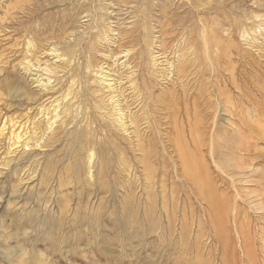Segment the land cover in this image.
Masks as SVG:
<instances>
[{
	"label": "rangeland",
	"instance_id": "1",
	"mask_svg": "<svg viewBox=\"0 0 264 264\" xmlns=\"http://www.w3.org/2000/svg\"><path fill=\"white\" fill-rule=\"evenodd\" d=\"M14 1L15 2L17 1L19 7L20 6L25 7V11H23V15L20 14L23 19L21 26H6L5 29H3V26L0 27L1 30L0 44H2L0 46L1 49L0 51L2 52V53L0 52V54H2L0 55V71H1L0 95H2L0 96L1 97L0 98V128L2 129V135L0 136V153L5 152L9 147V145L11 144V141H13L12 139L9 140L10 132L14 131L15 133H17L19 128H20L19 132L26 135L25 138L27 137V139L30 140V143L32 140L33 144L31 143L32 146H30L29 144L30 151L29 150L28 151L30 153L29 152L27 153V150L24 151L25 154L22 156V159L17 160V162L12 163L11 165L8 164L6 165V161L0 164V264H201V263L208 264L209 261H210L209 264H220L221 262L219 259L220 257L219 255L223 254V252L220 250L223 249L225 243L227 244L228 248L224 256L226 257L224 264H235V262L232 260L233 256L232 254H230L231 253L230 250L232 248H234L238 252V258H240L236 260V264L245 263L242 254L239 253L240 248L236 246L237 244L236 234L239 233L237 232L238 229L237 227L239 226H237L238 225L237 223L234 224L236 217L234 215L235 214L234 206L237 203L238 206L242 207L245 213L247 214V217H245L244 220L246 221V224H249L250 226L249 229H247L248 232L250 233V236L255 235L252 237L256 238L255 232H257V227L261 225V221L257 220L256 215L252 213V210H250L246 206V203L240 201L238 198H235L234 201L231 200L234 199L233 196L234 191L230 187L229 185L230 183H228L229 182L228 180L230 179L227 178V176L224 173H220L218 169H215L216 167H214L215 166L214 163H212L210 159H207L209 158L208 156H206V162L209 165V172H210V174L208 173V177L210 180L208 184L211 187H215L217 189L216 191L218 192L220 191L219 193H223L225 195V199L228 204L227 205L228 207L231 204L229 207L230 210L228 207L227 209L225 208L223 211L219 210L220 214L222 213L221 215L226 214L227 217L222 216V219L224 220H221V226L212 229H211V225L209 223H206L205 219L203 218V216L207 217V215L204 213L203 210L204 205H201V203L199 202V195L197 194V192H193L194 189L192 188H189V190L188 188L186 189L185 183L182 180L180 181L179 179L180 176L176 175L174 171L172 172L171 168L173 162L172 163L169 162L167 158H166L167 160L166 159L164 160L165 162L166 161L169 162V163L166 162V164L164 163L165 167L168 164L167 165L168 167L166 168L163 166V163L161 162L162 161L161 157L159 158L152 157L150 158V160H146L145 163L149 166V169L152 168L150 171H151V176L153 178L152 188L150 190L147 189L146 176L148 172H146L145 169L141 168L142 166L140 167L141 164H139L140 160L138 159L140 155L136 150L134 151L135 148L130 145L132 141H135L133 135L131 134V138H129V136L126 133H123L122 130L115 128V125L111 126L110 124H108L109 121L107 120V118L105 119V117H107V113L110 111L111 107H105L106 108V110H104L105 112H103L102 110L105 109L104 107L101 108L102 111L100 110V108L98 109L96 108L97 103H99L98 102L99 99L97 98H105L107 92H105V90L102 89V86L100 84L96 83L98 81L95 76V72L97 71L95 66H94L95 70L93 69V67L89 69L90 72L85 70L80 71L78 69L77 60H75L74 63H72L69 66L68 71L64 73L63 79L61 78L60 81L58 80L61 76V74L59 73L57 75H53V74H46L45 76L43 75L42 77L49 78V82H50L49 88L57 84L56 82L58 80L59 83L56 85V91L55 92L48 91L49 94L47 92L43 93L44 95L42 94L43 97L40 98L39 101H37L35 104L30 105L25 100H19V98L16 97V94L19 95L20 87L33 89L31 84H29L30 82L26 79L23 80L22 75L18 73L20 72V68H18V64L22 62L25 63L27 60H29V58H31L30 53L32 47H30V43H32L31 45H34L36 47L37 46L39 48L45 47L47 49V44L51 42L48 45V49H50V47L55 48L58 52L57 54L63 52L61 46L59 45H57L58 47L56 46L57 43L55 42V39L56 37H58L59 34L61 35V33L65 29L64 27H66V26H62L63 22L64 23L67 22L66 24H69L70 21L74 20V18L72 19L70 18L71 20L67 19L70 16L73 17L77 15V18L86 16L87 21H90L88 22L89 25L86 24L88 25L85 28L86 32L84 29H81L80 26H76L77 28L75 26L74 28L73 26L68 27L70 30H73L71 31L70 36L68 38L69 40L67 39V42L70 45H72V50L75 51L73 53L74 58L76 57L79 58L80 56L88 55L87 46L89 45L90 47V45H92V38L93 40H95L94 43H96L97 40H98L97 43H99L106 38V35L107 36L109 35L110 33L109 31L111 29H116V33L117 32L119 33L120 31L127 32L130 30V27L131 28L134 27L132 29L133 31V34L131 36L132 41L126 43L124 38H126L127 36L125 37L122 36L123 38L120 40V46L118 48L115 47L111 48L113 50L112 54H115L116 52L118 53L116 55H121L122 58L124 57L123 59L129 60L130 57L131 56L133 57V55L136 52L141 53V60L139 61V63L142 62L140 63L142 69L134 73V76L137 77L138 86H141L142 83L146 84L148 82L147 87L148 90L151 92V95L155 97L154 94L155 95L157 94L156 98H158L161 97L160 94L161 92L163 96V100L164 98H166L165 101L167 100L166 103L173 102L172 100H174L173 103H176L179 100V102H177L179 105L176 103L173 106V109L176 113L173 110L172 111L175 116L172 115L170 117L171 120L173 119V121L177 117L176 123L178 128L176 129L178 130L182 129L181 132L182 133L184 132L183 134L189 144L191 140L189 136L190 126L194 122L199 123L200 116L202 118L200 124H198V128L199 125H201L202 127L206 126L209 128L206 130L208 131L211 130L212 128L220 127L221 129H223V131H221L223 134L222 142H225L227 141V137H224V134L227 131L226 135L228 136L229 135L228 133H230L229 131L231 128L230 125L229 124L227 125V123L225 122V119L227 118L229 113L223 114L224 110H222L221 107H223V109L225 108V110L230 109L228 110L229 112L234 111V108H232L233 107L232 103L236 101L234 104L236 103L240 104L245 112L249 110L248 111L250 113L249 118L252 119L253 117L254 120L250 119L252 123L249 127L245 126L247 129L246 128L244 129L243 125L241 126V122H239V120L235 119L234 122L236 123L235 126H239L240 130L242 128L241 131L243 132V134L242 132H240L241 137H244L245 135L248 134V140H247L249 142L247 146L248 152H246L247 154L243 155V157L245 158L248 157L247 161L249 162L251 161L250 164L252 168L258 169L257 171L258 174L255 176V182L250 187H252L253 189L257 188V190H260V192L263 193V199H264V187H263L264 186V141H263L264 140V0H170L171 2L170 1L165 2V0H161V2L163 3L162 5L159 4L160 0H138L139 10H141V14L137 12L138 9L137 11L134 9L133 12H131V10H128L127 7L122 6V4L116 6L117 4L115 3L114 8L111 7L112 9H110L111 10L110 12L112 13L111 15H109L108 12L105 10L108 5L105 4L108 3L106 0L105 2L104 0H89V1L88 0H71V1L70 0H63V1L62 0H55V1L54 0H34V1L14 0ZM14 1L13 4L15 3ZM108 1L111 2L112 0H108ZM118 1H125V0H118ZM126 1L127 3H129V6H131L132 0H126ZM28 2H31L32 5L31 3H29L28 5ZM112 2H116V0H113ZM182 3L186 6L182 5ZM65 4L68 5L66 6ZM78 5L80 7H78ZM167 5L170 7L165 9ZM44 6L45 8H43ZM86 7H89V11L88 8ZM69 8L71 10H69ZM160 8L161 10H159ZM35 10L36 12H34ZM57 11L59 12V14ZM27 12L29 13L27 14ZM12 14L15 13L13 12ZM64 15L65 17H63ZM109 16L111 18H109ZM49 17H51L52 19H48ZM58 17L59 19H57ZM62 18L64 19V21ZM160 18L161 20H159ZM162 19L166 21H162ZM152 20H154L155 22L157 20L158 22H156L155 24V22ZM76 21L81 22L80 20H76ZM111 21H113V23ZM45 22H47V24ZM160 22L162 23L160 24ZM72 23L73 22H71L70 24ZM53 24H55V26H52ZM159 24L160 25L163 24V26L171 25L170 28L171 27L173 28L171 29L173 30L174 33L180 32L181 34V32L184 31L182 32L183 35L187 34L185 36H187V38H190V40L191 39L193 40L192 45L193 48L194 47L195 48L194 49L192 48L189 51L190 54L187 57V60H189V62H187L186 64L189 66L188 69L190 70L192 69L193 72H196L197 74L195 73L189 75V77L187 76V78H185L187 82H185L183 79L185 83L184 82L180 83L174 80V78L172 79L171 75H169V78L171 79V83L169 78L168 80H164L165 82L164 81L161 82L164 79L163 67L165 65V62L163 56H158L159 58H157V61L160 64L159 65L160 68L158 67L156 69L152 65V63L154 62L152 56L154 55L155 51L154 50L152 51L150 49V45L152 44L151 42L154 39V37L157 36V30H160L158 29L159 27L156 28V26H160ZM48 26L51 29H49ZM94 26H97L96 30ZM47 27L49 30L46 29ZM15 28H17L16 31ZM174 28L176 31L174 30ZM190 28H192L193 30ZM52 30L55 31L53 32ZM166 31L169 34L170 31L169 30ZM194 31L196 32L197 36ZM43 32H45V34ZM55 33H56V37L54 35ZM86 33L88 34L86 35ZM41 34L43 35L39 36ZM141 35L142 37H140ZM44 37L45 38L47 37L45 39L46 42H44L45 41ZM39 38L40 39L42 38L41 39L42 41L39 40ZM7 39L11 41L8 43ZM2 41H4L5 43ZM104 43L105 41L102 42L101 46L102 45L103 47L107 46V44ZM134 44L137 47H135ZM203 44L205 46L207 45V47L209 46L208 51L211 50L209 53L210 55L211 53L212 55L213 53L217 54L216 61L218 65L214 64L213 66L214 69H212V65H213L212 62L209 63L207 61H204L205 56H209V55ZM14 45L16 48H14ZM152 45L156 49L157 46L154 43ZM133 47L135 48V50ZM107 48L106 51L108 52L110 49L107 50ZM120 49H123L125 51ZM144 50L146 52H144ZM6 51H10V53ZM120 51H122L123 54L124 53L128 54L127 57H125L126 55L125 54L123 55ZM150 53H152V55ZM170 53L172 54L170 55ZM170 53L168 55L165 54L166 58L173 60L174 53L173 52ZM24 56H26V58H24ZM193 57H195L194 59L196 61L194 63V66L196 65L195 67L192 66ZM96 58L97 59L99 58L98 54ZM20 59L22 62L20 61ZM148 59H150L151 61H148ZM80 61L83 62L82 59H80ZM201 61L205 67H203ZM51 62L52 61H49L50 64ZM136 63L139 64L138 61ZM82 64L84 65V62ZM53 65L51 66V68H53ZM111 66H113V69L118 68L117 66L114 67V65ZM198 66L200 67L198 68ZM209 66L211 67V69ZM203 68L205 71H203ZM196 70H198L199 72ZM208 70L209 71L213 70L212 71L213 73L211 71L209 72ZM84 71L85 73L83 74ZM214 72L215 74L217 72L218 73L215 75ZM207 73L208 74L211 73V75L209 76ZM160 75L162 76V78ZM141 78L144 79L142 80ZM157 78H158V83H157ZM159 78L161 80H159ZM196 78L198 81L196 80ZM198 78H200V80ZM202 78H204V80ZM194 79L196 80V83L198 82V84L194 83L195 82ZM209 79L212 80V82ZM213 80L215 81V83H213ZM86 81H88L87 84L92 89H95V91L94 94L88 93L87 97L83 98L81 95L83 91V85L85 84ZM190 81L191 83H189ZM205 81L206 82L208 81V84H206ZM162 83H164V85ZM71 84L73 85V87H71L72 86ZM170 84L172 87L170 86ZM179 84H181V86L184 84L183 86H185L184 87L185 91L183 89V86L181 87ZM201 84H202V88L200 87ZM27 85H29L30 87ZM189 85L190 86L192 85L191 86L192 89L190 88ZM210 85L212 86L209 87ZM150 86H152V88ZM203 87H205V90ZM64 88L67 89L65 90ZM162 88H163V92H162ZM167 88L169 90L175 89L173 90L175 92L170 90L173 93L172 94L169 90H167ZM148 90L146 91L148 92ZM16 91H18V93ZM193 92L195 93L194 94L195 96L192 95ZM73 94L75 96H72ZM163 94L165 96L170 95V97L169 96L165 97ZM196 94L200 95V96L198 95L199 98L197 97ZM206 96L208 100L207 98H205ZM54 97L55 99L57 98L58 100H60L59 103L62 101L61 103L63 104L64 102L70 101V103L68 102L67 103L70 107L69 111L72 113V117L71 115L67 116L70 112L68 113L66 112V114H64L65 116H67L65 117V120H67L68 118H72L73 122L75 121V119L76 121L74 125L72 124L73 122L71 121V119H69L70 121L67 120L69 122L67 121L65 122L63 118L64 116L63 114H62V118L61 116L58 117V119L56 118L58 121H60V122L56 121L57 123H59V125L56 122H54L53 125H51V128L54 129L53 131L54 134L56 130L59 132L58 134L56 132V135L58 136V140L51 142L48 141V139H46V137L49 135V133L45 130L47 127V125H45L46 117L44 116V114H42L43 116H41L38 110L43 108L44 109L43 113L48 112L47 113L48 117L54 114L52 108H50L49 106L50 105L49 102L54 100ZM62 97L64 99H62ZM156 98L154 100H156ZM180 98L181 99L183 98V100L185 99L184 100L185 106L181 105L183 103V100H181ZM195 99H196L195 109L199 107L200 109L202 108L201 110L199 108L196 109V111L194 110L193 102L195 101ZM228 100H230L231 103H229ZM61 103L60 105L58 104L59 105L58 107L55 106L56 107L55 112L57 114L58 113L61 114V111L63 110L61 109V105H62ZM136 104L134 105V107L136 108L133 107L132 111L137 115L139 114L138 117H140V120L143 121V122L141 121L142 129L146 131L145 133L147 135L146 137L147 139H145V141H148L149 139L151 143L153 142L158 149L160 147V141L163 143L165 142L164 144H166V147H169V143H166V138L165 137L163 138V136H161V133L166 131L167 135L171 136V139H173L174 137L173 134L175 133V131L172 125H170V123H168L167 120L164 119V115L160 116L159 113L161 112L158 111L159 108L156 107L153 108L152 106H150L156 104L154 103L152 104L151 102L150 105L148 106L149 108L143 106L142 103L139 104L136 103ZM197 105L199 106L197 107ZM200 105L202 107H200ZM250 105L254 106L255 110ZM137 107H142V108L140 109ZM209 107L210 109H208ZM94 108H96L97 110ZM84 109L87 111H85ZM186 109L189 111V113L187 112ZM211 109L213 111H210ZM155 110H157L156 113L154 112ZM83 112H86L85 113L86 117ZM200 112H203V116L202 113L200 114ZM80 113L82 114L80 115ZM185 113L186 115H184ZM215 114L216 116H214ZM39 115L41 117H39ZM83 115L84 117H82ZM102 115L104 117H102ZM155 115L156 117L158 116L159 117L156 118ZM196 115H198L199 117L198 116L196 117ZM246 115L247 113L245 114V116ZM81 117L85 119V120L83 119L84 120L83 122L82 120H80L81 122L79 121V119H82ZM181 117H182V122L180 121ZM90 118H92V120ZM221 118L223 119L225 118L224 121L223 119L220 120ZM185 119L190 120V122L188 120L186 121ZM202 119L203 120L205 119L204 121L206 124H208L210 120L212 121H210L211 123L206 125ZM206 119H208L209 121H207ZM216 119H217V123L215 122ZM245 119L247 120V116ZM77 120L78 123H81L80 125L77 123ZM106 120L108 122H106ZM150 120L153 124L150 122ZM212 123L213 125H211ZM19 124L22 126L20 127ZM33 124L34 127H36L35 128L36 130L32 126ZM107 124L111 127H109ZM143 124L145 127L143 126ZM147 124H149L148 127L146 126ZM28 125L29 126L31 125L30 126L31 128ZM65 125H68L70 128ZM78 126L79 128L82 129L85 127L84 131L85 134L88 135L87 140H89L88 143L90 144L87 145L86 150L83 153V158L76 156V150L78 148V142H77L78 138L72 134L64 133L66 132V130L72 131L76 129V127ZM150 126L152 127V129ZM158 126L160 127V129L161 128L163 130L165 129V131H163L162 129L159 131ZM38 128L40 130H38ZM71 128L72 130H70ZM88 128L91 130H89ZM257 128L260 129L262 128V129L258 130ZM30 130H33L31 131L33 133H30ZM250 130L252 131L251 135L250 132H248ZM261 131L263 133V136L261 135L262 133L260 134ZM37 135L39 136V139ZM204 135H205L204 142L208 143L211 140L210 133L205 132ZM116 136L120 140L116 138ZM257 136L260 138H258ZM40 137H42L43 139L45 138L44 140H47V142ZM96 137L98 138V140ZM36 138L37 141L39 140L38 142L35 141ZM89 138L91 139V142ZM108 138L111 139V144L115 143L112 144L115 146L112 145L110 146V143L108 146V142H107ZM20 140H21L20 143L25 142L23 138H21ZM82 141H84V139H82ZM34 143L39 145V147L41 146L42 147L39 148ZM95 144H97V146ZM116 147L118 148L121 147L124 150L121 151V149H118ZM190 147L193 148L192 146ZM97 148L100 149L98 150ZM19 150L20 148L17 150V152L16 150H14V153L15 152L16 153L15 154L13 153L14 155L12 154L8 157H12V158L16 157L17 159L21 154ZM204 151L207 153L206 150ZM90 153L94 155L93 156L94 163L90 165L91 169L88 170V166L86 162L88 160L87 158ZM124 158L127 161L126 168H123L122 165V160ZM13 165H17V166L14 167ZM163 171L165 172L166 176H163L161 178ZM177 174H179V172ZM222 174L223 176H221ZM224 176L226 178H223ZM256 178H258V180ZM223 179L226 184L224 186H222V184L224 183L221 182ZM255 184L256 186H253ZM216 185L219 187H217ZM231 208L234 210H232ZM150 215L151 217H149ZM231 215L234 217V219ZM199 219H201L202 221ZM239 220L242 219L239 218ZM230 226L233 227L231 228ZM207 230L209 231V233H207L208 232ZM213 231L215 232L211 233ZM224 233L226 236L224 235ZM220 240L221 241L224 240V241L223 243L219 242L218 244V241ZM253 243L254 242H251L252 245ZM233 245L234 247H232ZM201 246L204 247V249H202ZM230 246L232 248H230ZM254 246H252L253 252L256 251V255L254 254V259L257 262L261 261L262 250L260 249L259 243H257L256 245L255 242ZM214 247L216 250L214 249ZM206 249L209 250L206 252ZM240 254L241 256H239ZM199 258L201 262H199ZM204 258L207 260V262L206 260H204Z\"/></svg>",
	"mask_w": 264,
	"mask_h": 264
},
{
	"label": "bare ground",
	"instance_id": "2",
	"mask_svg": "<svg viewBox=\"0 0 264 264\" xmlns=\"http://www.w3.org/2000/svg\"><path fill=\"white\" fill-rule=\"evenodd\" d=\"M13 1L14 0H0V27L1 26H3V29H5L6 28V26H21V24H22V22H23V19H22V17H21V15H23V11H25V7H19L18 6V3H17V1L13 4ZM21 1V0H20ZM34 1V0H33ZM55 1V0H54ZM63 1V0H62ZM71 1V0H70ZM89 1V0H88ZM108 3H105V4H108L107 5V7H106V11L108 12V14L109 15H111L112 13L110 12L111 10L110 9H112V8H114V4L116 3L117 5L116 6H118V5H121L122 4V6H124V7H127V9L128 10H131V12H133V10L135 9L136 11H137V9H138V13L139 14H141V10H139V3H138V0H132V4H131V6H129V3H127V1L125 2V1H118V0H116V2H110V1H108V0H106ZM170 0H165V2H169ZM104 2H105V0H104ZM171 2V1H170ZM22 3V2H21ZM29 3H31V2H28V5H29ZM66 3H68V2H66ZM149 3V2H148ZM38 4V3H37ZM97 4V3H96ZM95 4V5H96ZM100 4V3H99ZM154 4V3H153ZM159 4L160 5H162L163 3L161 2V0H160V2H159ZM166 4V3H165ZM168 4V3H167ZM19 5H20V3H19ZM31 5H32V3H31ZM35 5H36V3H35ZM45 5V4H44ZM66 5V4H65ZM68 5V4H67ZM66 5V6H67ZM72 5V4H71ZM94 5V6H95ZM104 5V4H103ZM159 5V6H160ZM182 5H184L183 3H182ZM187 5H189V4H187ZM25 6H26V4H25ZM77 6V5H76ZM83 6V5H82ZM81 6V7H82ZM109 6V7H108ZM184 6H186V5H184ZM27 7H29V6H27ZM78 7H80L79 5H78ZM77 7V8H78ZM112 7V8H111ZM168 7H170V6H168L167 5V7L165 8V9H167ZM172 7V6H171ZM174 7V6H173ZM43 8H45V6L43 7ZM66 8V7H65ZM86 8H88V11H89V7H86ZM105 8V7H104ZM147 8V7H146ZM185 8V7H184ZM41 9V8H40ZM98 9H100V8H98ZM121 9H123V8H121ZM126 9V8H125ZM186 9V8H185ZM32 10V9H31ZM34 10V9H33ZM46 10V9H45ZM63 10V9H62ZM69 10H71L70 8H69ZM93 10V9H92ZM104 10V9H103ZM159 10H161V8L159 9ZM178 10V9H177ZM29 11V10H28ZM67 11V10H66ZM79 11V10H78ZM95 11V10H94ZM116 11V10H115ZM119 11H120V9H119ZM163 11H164V9H163ZM179 11V10H178ZM14 12L15 14H12V13ZM34 12H36V10L34 11ZM33 12V13H34ZM58 12V11H57ZM56 12V13H57ZM64 12V11H63ZM71 12V11H70ZM73 12V11H72ZM81 12V11H80ZM105 12V11H104ZM129 12V11H128ZM29 12H27V14H28ZM30 13H32V12H30ZM68 13V12H67ZM158 13V12H157ZM163 13V12H162ZM192 13V12H191ZM21 14V15H20ZM58 14H59V12H58ZM80 14V13H79ZM85 14V13H84ZM89 14V13H88ZM159 14V13H158ZM161 14V13H160ZM32 15V14H31ZM66 15V14H65ZM65 15L63 16V17H65ZM72 15V14H71ZM82 15V14H81ZM97 15V14H96ZM131 15V14H130ZM178 15V14H177ZM187 15V14H186ZM33 16V15H32ZM34 16H36V15H34ZM39 16V15H38ZM45 16V15H44ZM51 16V15H50ZM57 16V15H56ZM59 16V15H58ZM70 16V15H69ZM154 16V15H153ZM25 17V16H24ZM43 17V16H42ZM100 17H102V16H100ZM158 17V16H157ZM27 18V17H26ZM29 18V17H28ZM67 18V17H66ZM72 19V18H74V20L73 21H70V23L71 22H73L72 24H66V23H64L63 22V25L62 26H66V27H62L63 29H64V31L61 33V35L59 36L58 35V37H56V33L54 34L55 35V37H56V39H55V42L57 43L56 44V46L57 45H59V46H61L62 47V50H63V52H61L60 54H57L58 52H57V50L55 49V48H51L50 47V49H48V45L51 43H49V44H47V49L44 47V48H39L38 46L36 47V46H34V45H31L32 43H30V47H32V49H31V53H30V56H31V58H29V60H27L25 63L24 62H22L21 61V59H20V61L22 62V63H19L18 64V68H20V72H18L19 74H21L22 75V77H23V80L24 79H26V80H28L30 83L29 84H31V86H32V88L33 89H35V90H33V89H29V88H24V87H20L19 88V95H17L16 94V97H18L19 98V100H25L27 103H29L30 105L31 104H35L37 101H39L40 100V98H42L43 97V93H45V92H47L48 93V91H52V92H55L56 91V85L59 83L58 82V80L60 81L61 80V78L63 79V75H64V73H66L67 71H68V68H69V66L72 64V63H74V61L75 60H77V64H78V69L80 70V71H82V70H85V71H88V72H90L89 71V69L90 68H92L93 67V69H94V66L96 67V69H97V71L95 72V76H96V78H97V81L98 82H96V83H98V84H100L101 86H102V89L103 90H105V92H107V95H105V98H97V99H99L98 100V102L99 103H97V105H96V108L98 109V108H100V110H101V108L102 107H111L110 108V111L107 113V117H105V119L107 118V120L109 121V123L108 124H110L111 126H113V125H115V128H117V129H120V130H122L123 131V133H126L128 136H129V138H131V134L133 135V138L135 139V141H132L131 143H134V144H131L130 143V145L132 146V147H134L135 149H134V151L136 150L137 152H138V154L140 155V157L138 158L139 160H140V162H139V164H141L140 165V167L141 168H143V169H145L146 170V172H148V174H147V176H146V183H147V189L148 190H150L151 188H152V184H153V178H152V176H151V169H149V166L145 163L146 162V160H150V158H152V157H161V162L163 163V166L165 167V165H164V163L166 164V162H168V161H164L166 158L169 160V162H173V165H172V168H171V170H172V172L174 171V173L176 174V175H179L180 176V181L182 180L184 183H185V187H186V189L188 188V190H189V188H192V189H194V191L193 192H197V194L199 195V202L201 203V205H204V207H203V210H204V213L207 215V217H205V216H203V218L205 219V221H206V223H209L210 225H211V229L212 228H215V227H220L221 226V220H224V219H222V216H224V217H227V215L226 214H224V215H221L220 214V212H219V210H221V211H223L225 208L227 209V202H226V199H225V195L223 194V193H219L218 191H216L217 189L215 188V187H211L209 184H208V182H210V180H209V177H208V173L210 174V172H209V165H208V163L206 162V156H208L209 158H207V159H210V161L212 162V163H214V167H216L215 169H218L219 170V172L220 173H224L226 176H227V178H229L230 180H228L229 182L228 183H230L229 185H230V187L233 189V191H234V199H231V200H235V198H238L240 201H242V202H244V203H246V206L250 209V210H252V213H254L255 215H256V218H257V220H259V221H261V225H259L258 227H257V232H255V234H256V238H254V237H252V236H255V235H252V236H250V233L248 232V230L247 229H249V224H246V221L244 220L245 219V217H247V214L245 213V211H244V209L242 208V207H239L238 206V204L236 203V205L234 206V209H235V222H234V224H238L237 226H239V227H237L238 229H237V232H239L238 234H236L237 236H236V241H237V244H236V246H238V248H240V250H239V253H241L242 254V257H243V260L245 261V263H243V264H264V199H263V193H261L260 192V190H257V188L256 189H253L252 187H250L254 182H255V176L258 174V169H253L252 168V166H251V164H250V162L249 161H247L248 160V157L247 158H245V157H243V155H246L247 153L246 152H248V134L247 135H245L244 137H241V135H240V132H242L241 130H242V128H241V130H240V128H239V126H235L236 125V123L234 122L235 121V119L236 120H239V122H241V126L243 125L244 126V129L246 128L245 126H247V127H249L250 125H251V123H252V119H253V117H252V119L251 118H249V116H250V113L248 112V111H244V109H243V107L240 105V104H238V103H236V104H234V103H232L233 104V107L232 108H234V111H231V112H229L228 110H230V109H227V110H225V108L223 109V107H221L222 108V110H224V113L223 114H228L229 113V115L227 116V118L225 119V122L227 123V125L229 124L230 125V133H228L229 135L227 136L226 135V133H227V131H226V133L224 134V137H227V141H225V142H222V138H223V134H222V132L221 131H223V129H221L220 127L219 128H212L211 130H208V131H206L207 129H209L208 127H206V126H201V125H199V128H198V124H200V122H201V116H200V118H199V123H193V124H191V126H190V129H189V136H190V144L188 143V141L186 140V138H185V136H184V132L182 133L181 132V130L182 129H176V128H178L177 127V123H176V118L174 119V121H173V119L171 120V117L170 116H172V115H174V113H173V111H174V109H173V106L177 103V102H179V100L176 102V103H173L174 102V100H172L173 102H168V103H166V101H165V99L166 98H164V100H163V96H162V93L160 92V94H161V97H158V98H156L157 97V94L155 95L154 94V96L155 97H153V95H151V92L148 90V87H147V83L145 84V83H142V85L141 86H138V81H137V77H135L134 76V73L136 72V71H138V70H141L142 69V67L140 66V63H142V62H140L139 63V61L141 60V53H139V52H136L134 55H133V57L131 56L130 57V59L129 60H126V59H123L122 58V56L121 55H116V54H118V53H116L115 52V54H112L113 53V50L111 49L112 47H115V48H118L119 46H120V40L123 38V37H125V36H127L126 38H124L125 39V41H126V43H129L130 41H132V38H131V36H132V34H133V31H132V29L134 28H131L130 26V30L129 31H127V32H117L116 33V29H111L109 32V35L107 36L106 35V38L105 39H103V41H105V43L107 44V46H104L103 47V45L101 46V44H102V42H99V43H97V41H96V43H94V41L95 40H93V38H92V45H90V47H89V45L87 46L88 48H87V50H88V55H83V56H80L79 58L78 57H76V58H74V56H73V53L75 52V51H73L72 50V45H70L68 42H67V39L69 38V36H70V33H71V31H73V30H70L68 27L69 26H73V28H74V26L76 27V26H80V28L81 29H84L85 30V32H86V26H88L89 24H88V22H90V21H87V17L86 16H82V17H78L77 18V15H75V16H70L69 18H67V19ZM109 18H111L110 16H109ZM155 18V17H154ZM159 18V17H158ZM38 19V18H37ZM40 19V18H39ZM44 19V18H43ZM48 19H52L51 17H49ZM57 19H59V17L57 18ZM63 19V18H62ZM70 19V20H71ZM93 19V18H92ZM119 19V18H118ZM150 19V18H149ZM157 19V18H156ZM42 20V19H41ZM76 20H80L81 22H78V21H76ZM109 20V19H108ZM158 20V19H157ZM156 20V22H158ZM159 20H161V18L159 19ZM169 20V19H168ZM14 21V22H13ZM38 21V20H37ZM43 21V20H42ZM41 21V22H42ZM56 21V20H55ZM63 21H64V19H63ZM97 21V20H96ZM152 21H154V20H152ZM162 21H166V20H164V19H162ZM25 22H27V21H25ZM48 22V21H47ZM47 22H45L46 24H47ZM58 22H60V21H58ZM103 22V21H102ZM109 22V21H108ZM112 23H113V21H111ZM127 22V21H126ZM125 22V23H126ZM155 22V21H154ZM156 22H155V24H156ZM183 22V21H182ZM33 23V22H32ZM44 23V22H43ZM49 23V22H48ZM62 23V22H61ZM132 23V22H131ZM139 23V22H138ZM162 22H160V24H161ZM169 23V22H168ZM86 24H88V25H86ZM128 24V23H127ZM159 24V25H160ZM165 24V23H164ZM34 25V24H33ZM37 25V24H36ZM40 25H41V23H40ZM196 25V24H195ZM199 25V24H198ZM38 26V25H37ZM43 26H45V25H43ZM52 26H55V24H53ZM93 26V25H92ZM98 26V25H97ZM97 26H94L95 27V30H96V28H97ZM107 26V25H106ZM114 26H115V24H114ZM128 26V25H127ZM161 26H163V24L162 25H160V26H156V28H158V29H160V30H157V36H155L154 37V41L152 40V44L154 43L157 47H156V49L154 48V46L151 44L150 45V49L153 51H155V53H154V55L152 56V59H153V63H152V65L154 66V68H160V64L158 63V61H157V58H159L158 56H163L164 58V62H165V65H164V69H163V71H164V75L163 74H161V75H163L164 77V79L161 81V82H163L164 80H168V78H169V75H171V78L173 79L174 78V80H176V81H178V82H180V83H183L184 81L185 82H187V80H185V78H187V76L189 77V75H192V74H195L196 72H193V70L191 71L190 69H188L189 68V66L186 64L187 62H189V60H187V57L189 56V51L193 48V45H192V39L190 40V38H187V36H185V35H187V34H185V35H183V33L182 32H184V31H182L181 32V34H180V32L179 33H174L173 32V28L171 29L170 28V26L168 25H166V26H163V27H161ZM189 26V25H188ZM191 26V25H190ZM25 27H27V26H25ZM36 27V26H35ZM49 27V26H48ZM48 27L46 28V29H48ZM179 27H180V25H179ZM178 27V28H179ZM187 27V26H186ZM196 27V26H195ZM11 28V27H10ZM20 28V27H19ZM43 28V27H42ZM71 28V27H70ZM72 28V29H73ZM77 28V27H76ZM80 28H79V30H80ZM91 28V27H90ZM119 28H120V26H119ZM194 28V27H193ZM198 28V27H197ZM2 29V28H1ZM16 29L17 28H15V31H16ZM49 29H51L50 27H49ZM48 29V30H49ZM56 29H57V27H56ZM60 29V28H59ZM58 29V30H59ZM88 29V28H87ZM110 29V28H109ZM185 29H187V28H185ZM190 29H192V28H190ZM13 30V29H12ZM78 30V29H77ZM76 30V31H77ZM166 30H169L170 32H169V34L167 33V31ZM174 30H175V28H174ZM184 30V29H183ZM193 30V29H192ZM196 30V29H195ZM1 31V30H0ZM5 31V30H4ZM14 31V32H15ZM46 31V30H45ZM53 31V30H52ZM55 31V30H54ZM53 31V32H54ZM62 31V30H61ZM89 31V30H88ZM91 31V30H90ZM176 31V30H175ZM188 31H189V29H188ZM187 31V32H188ZM199 31V30H198ZM8 32V31H7ZM21 32V31H20ZM28 32V31H27ZM48 32V31H47ZM50 32V31H49ZM57 32V31H56ZM60 32V31H59ZM102 32V31H101ZM190 32H192V31H190ZM195 32V31H194ZM1 33V32H0ZM9 33V32H8ZM16 33V32H15ZM37 33V32H36ZM40 33V32H39ZM44 34H45V32H43ZM51 33V32H50ZM49 33V34H50ZM91 33V32H90ZM199 33V32H198ZM4 34V33H3ZM30 34V33H29ZM32 34H34V33H32ZM48 34V33H47ZM73 34V33H72ZM88 33H86V35H87ZM102 34V33H101ZM193 34V33H192ZM195 34H196V32H195ZM213 34V33H212ZM211 34V35H212ZM2 35V34H1ZM5 35V34H4ZM6 35H7V33H6ZM9 35V34H8ZM11 35V34H10ZM43 34H41V35H39V36H42ZM155 35H156V33H155ZM33 36H35V35H33ZM77 36V35H76ZM93 36V35H92ZM123 36V37H122ZM154 36V35H153ZM196 36H197V34H196ZM7 37V36H6ZM24 37V36H23ZM32 37V36H31ZM30 37V38H31ZM140 37H142V35L140 36ZM21 38V37H20ZM43 38V37H42ZM41 38V39H42ZM47 38V37H46ZM45 37H44V40L46 39ZM71 38V37H70ZM85 38V37H84ZM214 38V37H213ZM9 39H10V37H9ZM27 39H28V37H27ZM40 38H39V40H41ZM99 39V38H98ZM1 40V39H0ZM16 40H17V38H16ZM16 40H15V42H16ZM20 40V39H19ZM22 40H24V39H22ZM31 40V39H30ZM35 40H36V38H35ZM43 40V41H44ZM69 40V39H68ZM172 40V41H171ZM6 41V40H5ZM7 41H8V43L11 41H9L8 39H7ZM26 41V40H25ZM34 41V40H33ZM38 41V40H37ZM42 41V40H41ZM51 41H54V40H51ZM72 41H73V39H72ZM78 41V40H77ZM2 42H4V41H2ZM44 42H46V40L44 41ZM79 42V41H78ZM77 42V43H78ZM138 42H139V40H138ZM199 42V41H198ZM5 43V42H4ZM3 43V44H4ZM28 43V44H29ZM96 44V45H94V44ZM104 43V44H105ZM213 43V42H212ZM21 44V43H20ZM71 44H73V43H71ZM88 44V43H87ZM205 44V43H204ZM203 44V45H204ZM2 44H0V46H1ZM12 45V44H11ZM16 45V44H15ZM15 45H14V48H16L15 47ZM41 45V44H40ZM82 45V44H81ZM130 45H131V43H130ZM135 45V44H134ZM138 45H139V43H138ZM23 46V45H22ZM141 46V45H140ZM149 46V45H148ZM205 46V45H204ZM8 47H9V45H8ZM18 47V46H17ZM58 47V46H57ZM56 47V48H57ZM107 47H109V48H107ZM135 47H137L136 45H135ZM143 47V46H142ZM213 47V46H212ZM4 48V47H3ZM6 48V47H5ZM78 48H79V46H78ZM77 48V49H78ZM81 48V47H80ZM85 48V47H84ZM106 48H107V50H109L108 52L106 51ZM134 48V47H133ZM149 48V47H148ZM195 48V47H194ZM193 48V49H194ZM205 48H206V51H207V53H208V55L209 56H205V60L204 61H207V62H209V63H211L212 62V64H210V65H212V69H214L213 68V66H214V64L216 65L217 64V54H214L213 53V55H212V53H211V55L209 54L210 53V51H208V49H209V46L207 47V45L205 46ZM11 49V48H10ZM21 49V48H20ZM149 49V50H150ZM203 49V48H202ZM1 50V49H0ZM5 50V49H4ZM16 50V49H15ZM75 50V49H74ZM83 50H86V49H83ZM120 50H123V49H120ZM130 50V49H129ZM134 50H135V48H134ZM196 50V49H195ZM204 50V49H203ZM12 51V50H11ZM60 51H61V48H60ZM123 51H125V50H123ZM140 51V50H139ZM1 52V51H0ZM6 52H9L10 53V51H6ZM18 52V51H17ZM30 52V51H29ZM87 52V51H86ZM118 52V51H117ZM121 53H122V51H120ZM127 52V51H126ZM129 52V51H128ZM131 52H133V51H131ZM130 52V53H131ZM142 52V51H141ZM144 52H146L145 50H144ZM151 52V51H150ZM170 52H173L174 53V59L173 60H170V59H168V58H166V55L165 54H169ZM215 52V51H214ZM2 53V52H1ZM80 53V52H79ZM78 53V54H79ZM83 53H84V51H83ZM82 53V54H83ZM204 53V52H203ZM7 54V53H6ZM5 54V55H6ZM19 54V53H18ZM97 54L99 55V58L97 59L96 57H97ZM123 54V53H122ZM125 54V53H124ZM123 54V55H124ZM144 54V53H143ZM151 55H152V53H150ZM172 53H170V55H171ZM0 55H2V54H0ZM9 55V54H8ZM17 55V54H16ZM22 55H24V54H22ZM27 55V54H26ZM126 56L125 57H127V55L128 54H125ZM203 55H205V54H203ZM202 55V56H203ZM3 56H4V54H3ZM10 56V55H9ZM21 56V55H20ZM148 56V55H147ZM197 57V56H196ZM24 58H26V56H24ZM48 59V60H46V59ZM84 58V59H83ZM147 58V57H146ZM151 58V57H150ZM190 58V57H189ZM195 57H193L192 59H193V64H192V66H194V63L196 62L195 61V59H194ZM22 59H23V57H22ZM80 59H82V61L84 62V65L82 64L83 62H81L80 61ZM144 59H145V57H144ZM2 60V59H1ZM6 60V59H5ZM4 60V61H5ZM9 60V59H8ZM159 60V59H158ZM200 60V59H199ZM11 61V60H10ZM49 61H52L51 62V64L49 63ZM138 61V63L139 64H137L136 62ZM147 61V60H146ZM148 61H151L150 59H148ZM162 61V60H161ZM190 61H191V59H190ZM6 62V61H5ZM160 62V61H159ZM198 62V61H197ZM200 62V61H199ZM216 62V63H215ZM53 63H54V65H53ZM57 63V64H56ZM17 64V63H16ZM114 65V67L115 66H117L118 68L115 70V69H113V66H111V65ZM196 64H198V63H196ZM200 64V63H199ZM201 64H202V61H201ZM200 64V65H201ZM53 65V68H51V66ZM104 65H106V66H104ZM143 65V64H142ZM144 65H146V64H144ZM150 65V64H149ZM203 65V64H202ZM218 65V64H217ZM14 66V65H13ZM104 66V67H103ZM161 66H163V65H161ZM191 66V67H192ZM196 66V65H195ZM194 66V67H195ZM12 67V66H11ZM16 67V66H15ZM200 66H198V68H199ZM203 67H205L204 65H203ZM210 67V66H209ZM17 68V67H16ZM84 68V69H83ZM145 68V67H144ZM162 68V67H161ZM193 68V67H192ZM202 68V67H201ZM15 69V68H14ZM210 69H211V67H210ZM225 69V68H224ZM12 70H13V68H12ZM19 70V69H18ZM95 70V69H94ZM188 70H190V71H188ZM5 71V70H4ZM10 71V70H9ZM14 71H16V70H14ZM85 71L83 72V74L85 73ZM159 71V70H158ZM196 71H198V70H196ZM202 71V70H201ZM203 71H205L204 70V68H203ZM209 71V70H208ZM207 71V72H208ZM211 71V70H210ZM209 71V72H210ZM213 71V70H212ZM211 71V72H212ZM3 72V71H2ZM149 72V71H148ZM199 72V71H198ZM0 73H1V71H0ZM4 73V72H3ZM61 74V76H60V78L57 80V84H55V85H53V86H51L50 88H49V78H47V77H42L43 75L45 76L46 74H53V75H57V74ZM69 73V72H68ZM94 73V72H93ZM93 73H91V74H93ZM144 73V72H143ZM152 73V72H151ZM166 73V74H165ZM205 73V72H204ZM213 73V72H212ZM218 73V72H217ZM216 73V74H217ZM150 74V73H149ZM159 74H160V72H159ZM197 74V73H196ZM208 74V73H207ZM214 74H215V72H214ZM213 74V75H214ZM215 74V75H216ZM145 75V74H144ZM147 75H148V73H147ZM154 75V74H153ZM160 75V76H161ZM200 75V74H199ZM209 76L211 75V73H209L208 74ZM212 75V76H213ZM18 76V75H17ZM16 76V77H17ZM146 76V75H145ZM196 76V75H195ZM205 76V75H204ZM149 77V76H148ZM151 77V76H150ZM194 77V76H193ZM202 77V76H201ZM214 77V76H213ZM212 77V78H213ZM217 77V76H216ZM215 77V78H216ZM19 78V77H18ZM51 78V77H50ZM53 78V77H52ZM57 78V77H56ZM161 78H162V76H161ZM207 78H208V76H207ZM210 78V77H209ZM229 78H230V76H229ZM232 78V77H231ZM10 79V78H9ZM20 79H22V78H20ZM87 79V78H86ZM142 80L144 79V78H141ZM183 79H184V81H183ZM189 79V78H188ZM193 79V78H192ZM199 80H200V78H198ZM203 80H204V78H202ZM214 79V78H213ZM6 80V79H5ZM8 80V79H7ZM55 80V79H54ZM53 80V81H54ZM71 80V79H70ZM140 80V79H139ZM159 80H161L160 78H159ZM169 80H170V83H171V79L169 78ZM195 80V79H194ZM196 80H197V78H196ZM196 80H195V82L194 83H196ZM207 80V79H206ZM210 80V79H209ZM208 80V81H209ZM27 81V82H28ZM198 81V80H197ZM208 81L206 82V84H208ZM211 82H212V80H210ZM231 81V80H230ZM233 81V80H232ZM69 82V81H68ZM87 82L88 81H86L85 82V84L83 85V91H82V97L83 98H85V97H87V94L88 93H91V94H94V91H95V89H92L88 84H87ZM90 82V81H89ZM141 82V81H140ZM143 82V81H142ZM160 82V81H159ZM165 82V81H164ZM167 82H169V81H167ZM184 82V83H185ZM193 82V81H192ZM2 83H3V81H2ZM62 83V82H61ZM95 83V82H94ZM157 83H158V78H157ZM176 83V82H175ZM189 83H191V81L189 82ZM202 83V82H201ZM204 83V82H203ZM213 83H215V81L213 80ZM24 84V83H23ZM53 84V83H52ZM90 84V83H89ZM159 84H161V83H159ZM163 85H164V83H162ZM196 84H198V82L196 83ZM51 85V84H50ZM69 85V84H68ZM72 85V84H71ZM92 85V84H91ZM156 85V84H155ZM154 85V86H155ZM169 85V84H168ZM175 85V84H174ZM177 85H178V83H177ZM177 85H176V87H177ZM180 86H181V84H179ZM184 85V84H183ZM182 85V86H183ZM27 86H29V85H27ZM62 86V85H61ZM96 86V85H95ZM99 86V85H98ZM148 86H149V84H148ZM153 86V85H152ZM152 86H150L151 88H152ZM159 86V85H158ZM162 86V85H161ZM170 86H171V84H170ZM181 86V87H182ZM190 86V85H189ZM192 86V85H191ZM191 86H190V88H191ZM195 86H197V85H195ZM212 85H210L209 87H211ZM30 87V86H29ZM67 87V86H66ZM70 87V86H69ZM71 87H73V85L71 86ZM78 87V86H77ZM97 87V86H96ZM149 87V88H150ZM160 87V86H159ZM172 87V86H171ZM170 87V88H171ZM174 87V86H173ZM179 87V86H178ZM184 87L185 86H183V89H184ZM187 87V86H186ZM199 87V86H198ZM201 88H202V84H201V86H200ZM158 88V87H157ZM190 88H189V90H190ZM204 88V90H205V87H203ZM65 89V88H64ZM67 89V88H66ZM65 89V90H66ZM69 89V88H68ZM71 89V88H70ZM77 89V88H76ZM155 89V88H154ZM153 89V90H154ZM159 89H161V88H159ZM165 89V88H164ZM178 89V88H177ZM180 89V88H179ZM182 89V88H181ZM192 89V88H191ZM17 90V89H16ZM78 90V89H77ZM82 90V89H81ZM99 90H101V89H99ZM102 90V91H103ZM146 90H148V92L146 91ZM152 90V91H153ZM167 90H169L168 88H167ZM170 90H172V89H170ZM169 90V91H170ZM173 90H175V89H173ZM172 90V91H173ZM188 90V89H187ZM188 90V91H189ZM198 90H199V88H198ZM61 91V90H60ZM79 91V90H78ZM155 91H157V90H155ZM166 91V90H165ZM183 91V90H182ZM181 91V92H182ZM184 91H185V89H184ZM194 91H195V89H194ZM203 91V90H202ZM209 91V90H208ZM207 91V92H208ZM17 93H18V91H16ZM51 92V93H52ZM104 92V91H103ZM162 92H163V88H162ZM171 92V91H170ZM173 92H175V91H173ZM181 92H179V93H181ZM190 92H191V90H190ZM206 92V91H205ZM11 93V92H10ZM62 93V92H61ZM70 93V92H69ZM99 93V92H98ZM157 93V92H156ZM158 93H159V91H158ZM165 93H168V92H165ZM164 93V94H165ZM172 93V92H171ZM183 93V92H182ZM43 94V95H42ZM49 94V93H48ZM47 94V95H48ZM66 94V93H65ZM105 94V93H104ZM163 94V95H164ZM173 94V93H172ZM175 94V93H174ZM187 94H188V92H187ZM192 94V93H191ZM195 93L193 92V94L192 95H194ZM202 94V93H201ZM204 94V93H203ZM56 95V94H55ZM101 95V94H100ZM166 95V94H165ZM164 95V96H165ZM197 95V97H198V95L199 94H196ZM206 95V94H205ZM0 96H2V95H0ZM14 96V95H13ZM12 96V97H13ZM52 96V95H51ZM50 96V97H51ZM72 96H75L74 94L72 95ZM71 96V97H72ZM97 96H99V95H97ZM167 96H169L170 97V95H167ZM167 96H165V97H167ZM186 96V95H185ZM195 96V95H194ZM200 96V95H199ZM15 97V96H14ZM49 97V98H50ZM53 97V96H52ZM57 97V96H56ZM59 97V96H58ZM67 97V96H66ZM65 97V98H66ZM77 97V96H76ZM173 97V96H172ZM181 97V96H180ZM1 98V97H0ZM45 98V97H44ZM47 98V97H46ZM60 98V97H59ZM156 98V100H154ZM174 98H175V96H174ZM173 98V99H174ZM195 98V97H194ZM199 98V97H198ZM204 98V97H203ZM205 98H207V96L205 97ZM3 99V98H2ZM11 99V98H10ZM52 99V98H51ZM62 99H64L63 97H62ZM61 99V100H62ZM105 99V100H104ZM168 99V98H167ZM181 99V98H180ZM186 99H188V98H186ZM193 99V98H192ZM231 99H232V97H231ZM89 100V99H88ZM176 100V99H175ZM181 100H183V98L181 99ZM185 100V99H184ZM183 100V103L181 104V105H184L185 106V104H184V101ZM191 100V99H190ZM203 100V99H202ZM207 100H208V98H207ZM11 101V100H10ZM59 101L60 100H58L57 98L55 99V97H54V100H52V101H50L49 103H50V108H52V111L54 112V114H52L50 117H48L47 115V113L46 112H44L43 113V111H44V109L43 108H41L40 110H38L39 111V114L41 115V116H43L42 114H44V116L46 117L45 119H46V124L45 125H47V127H46V131L49 133V135L46 137V139H48V141H57L58 140V136L56 135V132H57V134L59 133L57 130H56V132H55V134L53 133V131H54V129L53 128H51V125H53V123L54 122H56V121H58L57 119H58V117H60L61 116V118H62V114L64 115V114H66V112L68 113V112H70L69 111V109H70V107H69V105H68V103H70V101H67V102H64V104L63 103H61L62 105H61V109H63L62 111H61V114H57L56 112H55V108L56 107H58L59 105H60V103H59ZM74 101V100H73ZM194 101V100H193ZM198 101V100H197ZM210 101H211V99H210ZM233 101V100H232ZM25 102V103H26ZM41 102V101H40ZM90 102V101H89ZM152 102V104L154 103V104H156V105H150V103ZM182 102V101H181ZM180 102V103H181ZM201 102H203V101H201ZM228 102L229 103H231L230 102V100H228ZM238 102V101H237ZM18 103V102H17ZM67 103V104H66ZM84 103V102H83ZM88 103V102H87ZM136 103H142V105L143 106H145L146 108L150 105V106H152L153 108L154 107H156V108H159L158 109V111L159 112H161V113H159L160 114V116L161 115H164V119L165 120H167V122L168 123H170V125H172V127L174 128V131H175V133L173 134L174 135V137H173V139H171V136H168L167 135V133H166V131H165V129L163 130L162 128V130L163 131H165V132H163V133H161V136H163V138L165 137L166 138V143H169V147H166V144H164L163 142H161L160 141V147H159V149L155 146V144L152 142L151 143V141L148 139V141H145V139H147L146 137H147V135H146V131H144L143 129H142V120H140V117H138L139 116V114L137 115L136 113H134L133 111H132V108L134 107V105L136 104ZM207 103V102H206ZM255 103V102H254ZM39 104V103H38ZM59 104V105H58ZM166 104V105H165ZM178 104V103H177ZM201 104V103H200ZM232 104H231V106H232ZM47 105V104H46ZM93 105V104H92ZM137 105V104H136ZM179 105V104H178ZM208 105H210V104H208ZM254 105H256V104H254ZM56 106V107H55ZM75 106V105H74ZM82 106V105H81ZM94 106V105H93ZM159 106V107H158ZM199 105H197V107H198ZM203 106H205V105H203ZM212 106V105H211ZM230 106V107H231ZM250 106H252V105H250ZM42 107V106H41ZM72 107H73V105H72ZM76 107V106H75ZM78 107V106H77ZM80 107V106H79ZM84 107V106H83ZM160 107H162V108H160ZM188 107V106H187ZM195 107H196V99H195V101L193 102V108H194V110L196 111V109H198V108H196L195 109ZM200 107H202L201 105H200ZM253 108H254V106H252ZM255 107H257V106H255ZM90 108V107H89ZM96 108H94V109H96ZM134 108H136V107H134ZM137 108H142V107H137ZM145 108V109H146ZM149 108V107H148ZM213 108V107H212ZM247 108V107H246ZM27 109V108H26ZM73 109V108H72ZM81 109V108H80ZM86 109V108H85ZM84 109V110H85ZM96 109V110H97ZM181 109V108H180ZM180 109H179V111H180ZM200 109V108H199ZM202 109V108H201ZM200 109V110H201ZM207 109V108H206ZM208 109H210V107L208 108ZM257 109V108H256ZM96 110H95V112H96ZM103 110V112H105L104 110H106V108L105 109H102ZM101 110V111H102ZM154 110V109H153ZM173 110V111H172ZM187 110V109H186ZM186 110H185V112H186ZM222 110H220V111H222ZM254 110H255V108H254ZM258 110H260V109H258ZM31 111V110H30ZM51 111V110H50ZM49 111V112H50ZM80 111V110H79ZM79 111H78V113H79ZM85 111H87V110H85ZM91 111H94V110H91ZM100 111V112H101ZM137 111V110H136ZM156 111L157 110H155L154 112L156 113ZM210 111H213L212 109L210 110ZM209 111V112H210ZM26 112V111H25ZM29 112V111H28ZM73 112H74V110H73ZM139 112V111H138ZM137 112V113H138ZM144 112H145V110H144ZM151 112H152V110H151ZM150 112V113H151ZM175 112V111H174ZM187 112L189 113V111L187 110ZM191 112V111H190ZM208 112V113H209ZM215 112H216V109H215ZM245 112V113H244ZM34 113V112H33ZM37 113V112H36ZM84 113V115H85V113L86 112H83ZM176 113V112H175ZM184 113V112H183ZM202 113V116H203V112H200V114ZM247 113V120L245 119L246 118V116H245V114ZM263 113V112H262ZM25 114V113H24ZM38 114V113H37ZM51 114V113H50ZM76 114V113H75ZM82 113H80V115H81ZM141 114V113H140ZM145 114V113H144ZM178 114V113H177ZM221 114V113H220ZM251 114H252V112H251ZM39 115V117H41ZM69 115H71V117H72V113L70 112L67 116H69ZM84 115L82 116V117H84ZM105 115H106V113H105ZM142 115H143V113H142ZM146 115H148V114H146ZM157 115H158V113H157ZM184 115H186V113L184 114ZM192 115V114H191ZM194 115V114H193ZM22 116V115H21ZM31 116V115H30ZM38 116V115H37ZM36 116V117H37ZM67 116H63V118H64V121L66 122L67 120H69V119H71V121H72V118H68L67 120H65V117H67ZM94 116V115H93ZM175 116V115H174ZM187 116H188V114H187ZM198 115H196V117H197ZM206 116V115H205ZM213 116V115H212ZM212 116H210V117H212ZM214 116H216V114L214 115ZM255 116V115H254ZM24 117V116H23ZM39 117H38V119H39ZM75 117H76V115H75ZM81 117V118H82ZM85 117H86V115H85ZM97 117V116H96ZM102 117H104L103 115H102ZM155 117H156V115H155ZM159 117V116H158ZM158 117H156V118H158ZM199 117V116H198ZM209 117V116H208ZM229 117V118H228ZM256 117V116H255ZM33 118V117H32ZM32 118H30V119H32ZM57 118V119H56ZM93 118V117H92ZM92 118H90L91 120H92ZM145 118V117H144ZM147 118V117H146ZM149 118V117H148ZM188 118V117H187ZM190 118V117H189ZM217 118H219V117H217ZM10 119V118H9ZM25 119V118H24ZM41 119V118H40ZM84 118H82V119H79V121L80 120H82V122L85 120H83ZM97 119V118H96ZM101 119V118H100ZM141 119H143V118H141ZM161 119V118H160ZM180 119V118H179ZM211 119V118H210ZM223 118H221L220 120H222ZM224 119H223V121H224ZM251 119V120H250ZM42 120V119H41ZM74 120V119H73ZM102 120V119H101ZM101 120H100V122H101ZM106 120V122H108ZM186 120V119H185ZM188 120V119H187ZM186 120V121H187ZM203 120V119H202ZM205 120V119H204ZM203 120V121H204ZM207 121H209L208 119H206ZM254 120V119H253ZM19 121H20V119H19ZM22 121V120H21ZM70 121V120H69ZM69 121H67V122H69ZM75 121H76V119H75ZM75 121L72 123L73 125H74V123H75ZM97 121V120H96ZM105 121V120H104ZM142 121V122H141ZM145 121V120H144ZM162 121H164V120H162ZM181 122H182V117H181V120H180ZM189 122H190V120H188ZM193 121V120H192ZM210 121H212V120H210ZM209 121V123H211ZM247 121V122H246ZM262 121V120H261ZM15 122V121H14ZM18 122V121H17ZM16 122V123H17ZM26 122V121H25ZM35 122V121H34ZM40 122V121H39ZM45 122V121H44ZM58 122H60V121H58ZM81 122V121H80ZM86 122H87V120H86ZM91 122V121H90ZM150 122H151V120H150ZM159 122V121H158ZM188 122V123H189ZM198 122V121H197ZM216 123H217V119H216V121H215ZM215 122H214V124H215ZM57 123V122H56ZM77 123H78V120H77ZM94 123H95V120H94ZM93 123V124H94ZM152 123V122H151ZM204 123H205V121H204ZM208 123V124H209ZM224 123V122H223ZM225 123V124H226ZM234 123V124H233ZM246 123H247V125H246ZM21 124V123H20ZM19 124V125H20ZM31 124V123H30ZM58 125H59V123H57ZM63 124V123H62ZM70 124V123H69ZM79 125L81 124V123H78ZM83 124V123H82ZM87 124V123H86ZM85 124V125H86ZM98 124V123H97ZM107 124V125H108ZM145 124V123H144ZM144 124H143V126H144ZM153 124V123H152ZM159 124V123H158ZM161 124H163V123H161ZM183 124V123H182ZM206 124V123H205ZM208 124H206V125H208ZM220 124V123H219ZM262 124V123H261ZM22 125H23V123H22ZM22 125H20V127L22 126ZM40 125V124H39ZM42 125H44V124H42ZM61 125V124H60ZM84 125V124H83ZM88 125V124H87ZM91 125V124H90ZM106 125V124H105ZM148 125L149 124H147L146 126L148 127ZM157 125V124H156ZM211 125H213V123L211 124ZM222 125V124H221ZM240 125V124H239ZM29 126V125H28ZM31 126V125H30ZM29 126V127H30ZM33 127H34V124L32 125ZM64 126V125H63ZM65 126H68V125H65ZM109 126V125H108ZM111 126H109V127H111ZM155 126V125H154ZM162 126V125H161ZM166 126V125H165ZM167 126H169V125H167ZM180 126V125H179ZM223 126V125H222ZM261 126V125H260ZM263 126V125H262ZM10 127V126H9ZM69 127V126H68ZM102 127H103V125H102ZM101 127V128H102ZM145 127V126H144ZM151 127V126H150ZM159 127V126H158ZM216 127V126H215ZM31 128V127H30ZM36 127H34V129H35ZM56 128V127H55ZM70 128V127H69ZM85 128V127H84ZM82 129V128H79V126L78 127H76V129H74V130H72V128L70 129V130H72V131H67L66 130V132H64L65 134H72V135H74L75 137H77L78 138V148H77V150H76V156L77 157H80V158H83V153L85 152V150H86V147H87V145L89 144L88 142H89V140H87V136L88 135H86L85 134V129ZM107 128V127H106ZM154 128V127H153ZM156 128V127H155ZM163 128H164V125H163ZM184 128H185V126H184ZM225 128H227V127H225ZM22 129V128H21ZM87 129V128H86ZM89 129V128H88ZM108 129V128H107ZM151 129H152V127H151ZM158 129V128H157ZM160 129V127H159V131L161 130ZM247 129V128H246ZM249 129V128H248ZM258 130H261L260 128H257ZM19 130H20V128L18 129V132L17 133H15L14 131H9L10 132V137H9V140H13V141H11V144L9 145V147L7 148V150L5 151V152H1L0 153V164L2 163V162H5L6 161V165L8 164V165H11L12 163H14V162H17V160H19V159H22V156L25 154V152L24 151H26L27 150V153L30 151V146H32V140H31V143H30V140H28L27 139V137L25 138V136L26 135H24V134H22L21 132H19ZM36 130V129H35ZM38 130H40L39 128H38ZM60 130V129H59ZM65 130V129H64ZM89 130H91V129H89ZM119 130V131H120ZM150 130V129H149ZM185 130V129H184ZM240 130V131H239ZM17 131V130H16ZM31 131H33V130H30V133H33V132H31ZM106 131V130H105ZM111 131V130H110ZM109 131V132H110ZM173 131V130H172ZM257 131V130H256ZM23 132V131H22ZM36 132V131H35ZM38 132V131H37ZM41 132V131H40ZM104 132V131H103ZM147 132H149V131H147ZM151 132V131H150ZM169 132V131H168ZM205 132H208V133H210V138H211V140L208 142V143H205L204 141V139H205V135H204V133ZM247 132V131H246ZM248 132H250V135H251V130L250 131H248ZM39 133V132H38ZM153 133V132H152ZM158 133V132H157ZM262 133V131L260 132V134ZM22 134V135H21ZM26 134V133H25ZM47 134V133H46ZM62 134H63V132H62ZM89 134H90V131H89ZM110 134V133H109ZM155 134V133H154ZM242 134H243V132H242ZM2 135V129L0 128V136ZM40 135V134H39ZM153 135V134H152ZM158 135V134H157ZM262 136H263V133L261 134ZM34 136V135H33ZM38 136V135H37ZM255 136V135H254ZM29 137V136H28ZM94 137V136H93ZM100 137H102V136H100ZM108 137H109V135H108ZM153 137V136H152ZM155 137V136H154ZM159 137V136H158ZM258 137V136H257ZM21 138H23V140L25 141L24 143L23 142H21L20 143V139ZM35 138V137H34ZM40 138H42V137H40ZM97 138V137H96ZM116 138H118L117 136H116ZM115 138V139H116ZM132 138V139H133ZM160 138V137H159ZM162 138V137H161ZM258 138H260V137H258ZM38 139H39V136H38ZM43 139V138H42ZM41 139V140H42ZM45 139V138H44ZM43 139V140H44ZM82 139H84V141H82ZM90 139V138H89ZM101 139V138H100ZM104 139V138H103ZM119 139V138H118ZM207 139V138H206ZM22 140V141H23ZM42 140V141H43ZM94 140V139H93ZM97 140H98V138H97ZM96 140V141H97ZM105 140V139H104ZM120 140V139H119ZM121 140H122V138H121ZM152 140V139H151ZM208 140V139H207ZM17 141V142H16ZM35 141H37V138L35 139ZM39 141V140H38ZM37 141V142H38ZM41 141V142H42ZM44 141H46L47 142V140H44ZM106 141H107V139H106ZM155 141V140H154ZM250 141V140H249ZM264 141V140H263ZM40 142V143H41ZM90 142H91V139H90ZM92 142H94V141H92ZM100 142H101V140H100ZM108 146H109V143H110V146L112 145V144H115V143H112L111 144V139H109L108 138ZM115 142V141H114ZM117 142V141H116ZM157 142V141H156ZM159 143V142H158ZM251 143V142H250ZM29 144H30V146H29ZM35 144V143H34ZM45 144V143H44ZM47 144V143H46ZM102 144V143H101ZM16 145V146H15ZM37 147H39V145H37V144H35ZM48 145V144H47ZM46 145V146H47ZM90 145V144H89ZM96 146H97V144H95ZM250 145V144H249ZM107 146V145H106ZM112 146H115V145H112ZM117 146H120V145H117ZM190 146H192L193 148H191ZM42 147V146H41ZM41 147H39V148H41ZM103 147V146H102ZM20 148V150H19V152H21V154H20V156L16 159V157L14 158H12V157H8V156H10V155H12L13 153H14V150H16V152H17V150ZM104 148V147H103ZM116 148H118V147H116ZM98 149V148H97ZM100 149V148H99ZM98 149V150H99ZM102 149V148H101ZM115 149V148H114ZM118 149H121V151H123L124 149L123 148H118ZM169 149V150H168ZM29 150V151H28ZM204 150H206L207 151V153L204 151ZM13 151V152H12ZM15 152V153H16ZM204 152H205V154H204ZM14 153V154H15ZM30 153V152H29ZM101 153H103V152H101ZM122 153V152H121ZM13 154V155H14ZM123 154V153H122ZM254 154V153H253ZM2 155H3V157H2ZM28 155V154H27ZM255 155V154H254ZM93 154L92 153H90L89 154V156H88V160H87V162H86V164H87V166H88V170L89 169H91V166L90 165H92L93 163H94V160H93ZM248 156H249V154H248ZM8 157V158H7ZM85 157V156H84ZM137 159V160H138ZM166 159V160H167ZM251 159H253V158H251ZM249 160H250V158H249ZM168 162V163H169ZM258 163H260V162H258ZM150 164V163H149ZM122 165H123V168H126L127 167V161L125 160V158L122 160ZM168 165V164H167ZM166 165V167H168ZM14 167H16L17 165H13ZM162 166V167H163ZM165 167V168H166ZM262 167V166H261ZM212 169V168H211ZM171 172V173H172ZM179 172V174H177ZM214 172V171H213ZM218 172V171H217ZM216 172V173H217ZM262 172V171H261ZM144 173V172H143ZM173 173V174H174ZM211 175H212V173H211ZM219 175V174H218ZM163 176H166L165 175V172L163 171V174L161 175V178L163 177ZM171 176V175H170ZM221 176H223V174L221 175ZM211 177V176H210ZM166 178V177H165ZM178 178V177H177ZM220 178V177H219ZM223 178H226L225 176L223 177ZM179 179H178V181H179ZM257 180H258V178H256ZM21 181V180H20ZM173 181V180H172ZM213 181H214V179H213ZM221 181V180H220ZM129 182V181H128ZM164 182V181H163ZM222 183H224V184H222V186H224V185H226L225 184V182H224V179L221 181ZM227 182V181H226ZM174 183V182H173ZM164 184V183H163ZM183 184V183H182ZM260 184H262V183H260ZM220 185V184H219ZM228 185V186H229ZM164 186V185H163ZM183 186V185H182ZM217 186V185H216ZM253 186H256V184L255 185H253ZM261 186V185H260ZM260 186H257V187H260ZM217 187H219V186H217ZM264 187V186H263ZM182 188V187H181ZM222 188V187H221ZM228 188V187H227ZM183 189V188H182ZM224 189V188H223ZM258 189H260V188H258ZM191 190V189H190ZM164 191V190H163ZM230 193V192H229ZM195 195V194H194ZM187 196V195H186ZM188 197V196H187ZM186 197V198H187ZM195 197V196H194ZM232 197V196H231ZM148 199H149V197H148ZM228 200V199H227ZM229 201V200H228ZM238 201V200H237ZM234 204V203H233ZM232 204V205H233ZM154 205V204H153ZM231 205V204H230ZM230 205H229V207H230ZM245 206V205H244ZM228 207V208H229ZM233 207V206H232ZM232 209V208H231ZM234 209H232V210H234ZM248 209V210H249ZM229 210H230V208H229ZM246 210V209H245ZM247 210V211H248ZM249 210V211H250ZM201 211V210H200ZM233 212V211H232ZM228 213V212H227ZM231 213V212H230ZM234 213V212H233ZM249 213V212H248ZM204 214V215H205ZM229 214V213H228ZM246 214V215H245ZM148 215V214H147ZM232 216V215H231ZM230 216V217H231ZM249 216V215H248ZM149 217H151V215L149 216ZM233 217V216H232ZM250 217V216H249ZM144 218V217H143ZM153 218V217H152ZM239 218H241L242 220H239ZM233 219H234V217H233ZM199 220H201V219H199ZM250 220V219H249ZM144 221V220H143ZM202 221V220H201ZM228 221V220H227ZM137 222V221H136ZM140 222V221H139ZM142 222V221H141ZM150 222V221H149ZM223 222V221H222ZM226 222V221H225ZM146 223H147V221H146ZM151 223V222H150ZM251 224V223H250ZM258 224V223H257ZM145 225V224H144ZM205 225V224H204ZM231 225V224H230ZM256 225V224H255ZM236 226V225H235ZM231 228L233 227V226H230ZM246 227V228H245ZM248 227V228H247ZM253 227V226H252ZM204 229V228H203ZM256 229V228H255ZM202 230V229H201ZM210 230V229H209ZM233 230V229H232ZM208 231V230H207ZM200 232V231H199ZM205 232V231H204ZM215 231H213V232H211V233H214ZM207 233H209V231L207 232ZM203 234V233H202ZM201 234V235H202ZM221 234V233H220ZM206 235V234H205ZM224 235H225V233H224ZM226 236V235H225ZM200 237V236H199ZM205 237V236H204ZM202 238V237H201ZM219 238V237H218ZM225 238V237H224ZM208 239V238H207ZM228 239V238H227ZM199 240H200V238H199ZM204 240V239H203ZM205 241V240H204ZM224 241V240H223ZM223 241H218V244H219V242H221V243H223ZM232 241V240H231ZM206 242V241H205ZM217 242V241H216ZM251 242H254L253 243V245L251 244ZM255 242H256V245H257V243H259V246H260V249L262 250L261 251V254H262V260L261 261H256L255 259H254V254L256 255V251L255 252H253V248H252V246H254V244H255ZM200 243V242H199ZM231 244V243H230ZM229 244V245H230ZM200 246V245H199ZM203 246V245H202ZM201 246V247H202ZM215 246V245H214ZM232 247H234V245L232 246ZM231 246H230V248H232ZM255 247V246H254ZM200 248V247H199ZM208 248V247H207ZM217 248V247H216ZM222 248V247H221ZM227 248H228V246H227V244L225 243V245H224V247H223V249L222 250H220V251H222L223 252V254L222 255H219L220 257H219V259H220V264H224V262H225V258L226 257H224L225 256V254H226V252H227ZM202 249H204V247H202ZM214 249H215V247H214ZM237 249V248H236ZM260 249H258V250H260ZM209 249H206V252L208 251ZM216 250V249H215ZM231 253L230 254H232V256H233V258H232V260L235 262V264H236V260H238V259H240V258H238V252L234 249V248H232L231 250ZM219 252V251H218ZM209 253H210V251H209ZM205 254V253H204ZM211 254H213V253H211ZM241 254L239 255V256H241ZM201 255V254H200ZM204 256V255H203ZM212 256V255H211ZM231 256V257H232ZM261 256V255H260ZM209 257V256H208ZM229 257V256H228ZM201 258V257H200ZM200 258H199V262H201L200 261ZM230 258V257H229ZM204 260H206L205 258H204ZM231 260V259H230ZM242 260V261H243ZM208 261H209V258H208ZM212 261V260H211ZM206 262H207V260H206ZM210 262V261H209ZM209 262H208V264H209ZM216 262V261H215ZM227 262V261H226ZM239 262V261H238ZM212 263V262H211ZM213 263H214V261H213ZM230 263V262H229ZM202 264V263H201Z\"/></svg>",
	"mask_w": 264,
	"mask_h": 264
}]
</instances>
